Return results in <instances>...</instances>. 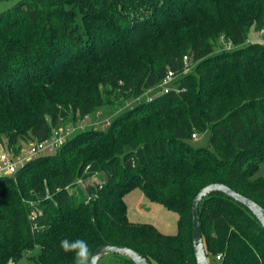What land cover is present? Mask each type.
Segmentation results:
<instances>
[{
    "label": "trees",
    "instance_id": "1",
    "mask_svg": "<svg viewBox=\"0 0 264 264\" xmlns=\"http://www.w3.org/2000/svg\"><path fill=\"white\" fill-rule=\"evenodd\" d=\"M169 72L176 87L143 102ZM103 107L125 111L0 176V264H75L65 238L92 254L112 245L150 264H197L192 204L203 188L224 184L264 208V177H254L264 0H21L0 15V143L10 152L77 131ZM205 134L210 146L195 148ZM94 177L90 198L70 194ZM135 189L179 215L177 233L129 218ZM199 216L210 264H264V228L244 205L214 192ZM113 257L105 264H135Z\"/></svg>",
    "mask_w": 264,
    "mask_h": 264
},
{
    "label": "rangeland",
    "instance_id": "2",
    "mask_svg": "<svg viewBox=\"0 0 264 264\" xmlns=\"http://www.w3.org/2000/svg\"><path fill=\"white\" fill-rule=\"evenodd\" d=\"M21 0H0V15L6 11L13 9ZM251 39H261V35L252 30L250 34ZM224 48H227L225 45ZM175 84L170 82L162 87L157 88L154 91L149 92L146 96L142 98V101L145 102L149 98H155L164 94L165 89L175 88ZM152 99V100H153ZM150 101V100H149ZM135 106V104H130ZM128 108H126L127 110ZM115 112L110 107H103L95 111L91 116L80 120L77 124L78 130L75 131L74 127H69L65 129V138H72L77 133L82 132L86 129H106L113 120L122 113ZM192 145L195 148H207L210 146L209 135L205 134L194 138ZM5 146V145H4ZM31 144H26L23 146V149L20 154L26 153L25 151L30 147ZM255 178L264 177V164L261 165L260 169L254 176ZM98 178L94 177L88 182H80L78 187L72 189L70 194L77 197H89V193L86 191V188L89 186V183L96 184L98 183ZM126 204L128 206L129 218L134 222L149 223L156 226L161 232L165 234H175L178 230V220L179 215L175 212L169 211L163 204L150 201L140 189H135L130 192L125 198ZM40 253V247H36L35 250L29 256H36ZM114 261L113 254H107L100 259L101 264ZM212 262V260H211ZM17 264H33L28 256L20 259Z\"/></svg>",
    "mask_w": 264,
    "mask_h": 264
},
{
    "label": "water",
    "instance_id": "3",
    "mask_svg": "<svg viewBox=\"0 0 264 264\" xmlns=\"http://www.w3.org/2000/svg\"><path fill=\"white\" fill-rule=\"evenodd\" d=\"M220 192L244 205L264 228V208L255 201L237 193L224 184H211L203 188L195 197L192 204V239L197 264H210L206 254L205 243L201 233L199 206L202 200L211 193ZM107 254H118L128 257L135 264H150L136 251L122 246L104 245L93 253L92 264H98Z\"/></svg>",
    "mask_w": 264,
    "mask_h": 264
},
{
    "label": "built area",
    "instance_id": "4",
    "mask_svg": "<svg viewBox=\"0 0 264 264\" xmlns=\"http://www.w3.org/2000/svg\"><path fill=\"white\" fill-rule=\"evenodd\" d=\"M187 60V58H185ZM174 74L169 72L160 86H164L174 80ZM171 89H165L164 93H168ZM153 99V98H152ZM151 98L148 101H152ZM64 129L54 130L51 138L48 141L32 144L25 151L26 153L14 154L10 152L2 143H0V176L1 175H13L25 165L27 161L41 154L55 153L66 141ZM197 136L194 135L193 138ZM81 182V181H80ZM79 182V183H80ZM220 257H217L219 259Z\"/></svg>",
    "mask_w": 264,
    "mask_h": 264
},
{
    "label": "clouds",
    "instance_id": "5",
    "mask_svg": "<svg viewBox=\"0 0 264 264\" xmlns=\"http://www.w3.org/2000/svg\"><path fill=\"white\" fill-rule=\"evenodd\" d=\"M60 248L66 254H74L75 264H92L93 254L90 252L86 240L79 238L69 240L65 238L60 241Z\"/></svg>",
    "mask_w": 264,
    "mask_h": 264
}]
</instances>
